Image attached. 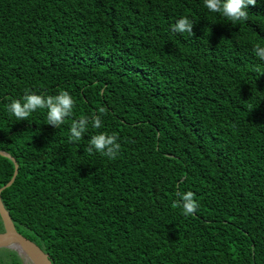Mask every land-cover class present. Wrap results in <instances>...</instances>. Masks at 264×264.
<instances>
[{
  "label": "trees",
  "instance_id": "trees-1",
  "mask_svg": "<svg viewBox=\"0 0 264 264\" xmlns=\"http://www.w3.org/2000/svg\"><path fill=\"white\" fill-rule=\"evenodd\" d=\"M245 10L232 23L203 0H0V150L18 164L1 199L52 264H264V0ZM181 17L193 36L171 31ZM26 90L68 91L73 115L17 121L7 105ZM101 107L103 127L71 141ZM100 132L118 135L115 160L87 151ZM13 172L0 155V187Z\"/></svg>",
  "mask_w": 264,
  "mask_h": 264
},
{
  "label": "clouds",
  "instance_id": "clouds-1",
  "mask_svg": "<svg viewBox=\"0 0 264 264\" xmlns=\"http://www.w3.org/2000/svg\"><path fill=\"white\" fill-rule=\"evenodd\" d=\"M203 4L209 12L219 13L228 21L236 23L247 21L249 13L245 9L248 5L256 6L257 0H203ZM193 25L194 23L188 17H181L170 27L173 33H188L189 36H193ZM253 51L259 60L264 61V45L255 44ZM74 107L75 100L68 91L61 90L56 95H41L26 90L21 100H11L7 105V110L17 121H20L28 120L29 116L37 109H46V124L58 129L67 118L73 115ZM106 111L104 107H101L91 117L83 116L78 120L73 119L70 125V140L84 139L89 127L95 129L103 127V116ZM120 148L116 133L100 132L89 138L87 151L89 154L100 153L109 160H115ZM176 196L178 199L174 201V204L183 210L184 215H194L199 209V203L192 191H177Z\"/></svg>",
  "mask_w": 264,
  "mask_h": 264
},
{
  "label": "water",
  "instance_id": "water-1",
  "mask_svg": "<svg viewBox=\"0 0 264 264\" xmlns=\"http://www.w3.org/2000/svg\"><path fill=\"white\" fill-rule=\"evenodd\" d=\"M0 155L9 158L14 164L12 177L5 185L0 187V219L3 227V230L0 232V248H8L14 251L23 264H52L47 253H45L35 242L23 236L16 230L9 212L2 202L1 192L13 183L18 172V164L15 158L9 153L0 150Z\"/></svg>",
  "mask_w": 264,
  "mask_h": 264
},
{
  "label": "flooded vegetation",
  "instance_id": "flooded-vegetation-1",
  "mask_svg": "<svg viewBox=\"0 0 264 264\" xmlns=\"http://www.w3.org/2000/svg\"><path fill=\"white\" fill-rule=\"evenodd\" d=\"M2 230H3V227H2ZM2 230H0V232L2 231ZM3 251V250H5V251H12V250H10V249H8V248H0V251ZM14 252V251H13ZM16 254V253H15ZM17 255V254H16ZM0 257L1 258H3V259H6L7 258V256L2 252H0ZM17 257H18V255H17ZM19 258V257H18ZM20 259V258H19ZM20 261H21V259H20ZM21 263H22V261H21ZM23 264V263H22Z\"/></svg>",
  "mask_w": 264,
  "mask_h": 264
}]
</instances>
